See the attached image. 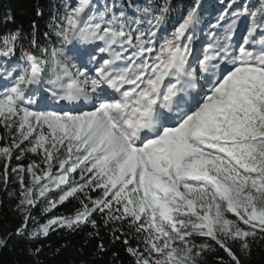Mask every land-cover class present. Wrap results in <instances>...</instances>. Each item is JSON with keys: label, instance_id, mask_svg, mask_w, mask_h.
Segmentation results:
<instances>
[{"label": "snow or ice", "instance_id": "6c2138e0", "mask_svg": "<svg viewBox=\"0 0 264 264\" xmlns=\"http://www.w3.org/2000/svg\"><path fill=\"white\" fill-rule=\"evenodd\" d=\"M34 11L43 31L0 15V205L18 219L0 251L17 238V264H44L35 245L63 231L96 241L73 264H252L264 251V0Z\"/></svg>", "mask_w": 264, "mask_h": 264}, {"label": "trees", "instance_id": "16d2710c", "mask_svg": "<svg viewBox=\"0 0 264 264\" xmlns=\"http://www.w3.org/2000/svg\"><path fill=\"white\" fill-rule=\"evenodd\" d=\"M50 3L51 0H0V15L11 9L16 16L17 24L22 23L25 31H29V25L32 20H37L40 30L43 31L44 20H40L35 16L34 9L37 4L41 5L44 9L45 19H47ZM69 207L61 206L56 210L55 214H63L69 210ZM11 208L9 201L5 198L3 205H0V231L8 232L18 225L17 216L13 214ZM37 215L39 216V212H37ZM104 239L107 242L106 236H104ZM85 243L86 237L83 233L69 235L59 231L51 234L47 239L35 246L43 248L40 258L44 261V264H73V261H77L81 256L89 253L96 241H91L86 247ZM62 244H67L68 247L61 248L59 256L53 257L54 251L60 248ZM20 247H28V245H21L17 238H13L9 248L0 251V264H17L18 261L24 260L25 257L19 255ZM81 248H83V252L80 251ZM115 250H118L121 257H124L123 249L119 245H117ZM124 258L126 259V257ZM252 264H264V251L254 249Z\"/></svg>", "mask_w": 264, "mask_h": 264}, {"label": "rangeland", "instance_id": "374dc122", "mask_svg": "<svg viewBox=\"0 0 264 264\" xmlns=\"http://www.w3.org/2000/svg\"><path fill=\"white\" fill-rule=\"evenodd\" d=\"M11 210H12L13 214H14L15 216H17L15 210H13V208H11Z\"/></svg>", "mask_w": 264, "mask_h": 264}]
</instances>
